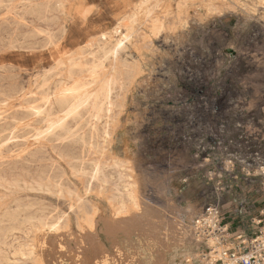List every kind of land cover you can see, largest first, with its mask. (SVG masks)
Instances as JSON below:
<instances>
[{
	"label": "rangeland",
	"instance_id": "obj_1",
	"mask_svg": "<svg viewBox=\"0 0 264 264\" xmlns=\"http://www.w3.org/2000/svg\"><path fill=\"white\" fill-rule=\"evenodd\" d=\"M149 1L0 0V56L5 59L0 65V86L23 87L6 107L0 103V125L13 112L42 105V92L55 84L33 82L50 67L46 61L50 51L37 64L30 59L14 63L18 60L14 52L25 50L9 46L11 35L6 28L12 21L31 23L25 30L52 31L56 52L63 55L65 64L74 43L84 39L83 45L89 44L88 33L111 31L118 21L124 28L134 25L137 32L129 53L138 65L105 152L98 146L77 148L86 166L102 155L109 163L121 161L126 174L123 187L130 185L137 205L126 199L121 211L109 192L95 188L86 194L80 160L73 167L62 160L63 169L56 171L65 170L69 178L65 182L70 181L79 196L94 204L88 215L71 214L64 198L57 200L41 191L19 193L1 184L0 203L8 202L12 211L20 204L25 210L22 218L51 216L68 221L70 226L55 241L73 260L80 254L96 264L99 253L104 257L107 250L120 264H210L209 256L204 257L207 245L194 226L200 209L214 198L213 167L217 162L240 161L245 155L253 163L255 151L264 155V0H151L159 4L148 17ZM28 3L49 5L47 19H22ZM89 6L92 11L85 20ZM136 13L138 19L132 20ZM49 100L50 96L44 102ZM31 124V118H24L13 127L21 138L14 142L34 134ZM3 134L0 141L7 137ZM44 147L55 159L52 143L45 142ZM16 149L18 153L20 147ZM9 160L1 157L0 164L7 166ZM5 211H0V220ZM40 235L30 223L8 236L0 230V264H7L4 254L11 263L31 262L30 252Z\"/></svg>",
	"mask_w": 264,
	"mask_h": 264
},
{
	"label": "bare ground",
	"instance_id": "obj_2",
	"mask_svg": "<svg viewBox=\"0 0 264 264\" xmlns=\"http://www.w3.org/2000/svg\"><path fill=\"white\" fill-rule=\"evenodd\" d=\"M27 1L30 2V0ZM150 1L148 3L151 4L146 6L148 17L159 4V2L152 4L155 0ZM49 7V5L47 7L43 4L33 5L30 3L27 6V11L22 13L21 17L26 19L34 16L37 20H45L50 11ZM91 11L90 6L85 9V20ZM138 15L134 14L131 17L132 20H135ZM84 19H80L81 22ZM16 25H19L18 29H16ZM25 26L32 25L31 23L27 24V21H12L6 28L11 35L8 39L9 46L25 50L21 53L14 52L18 56V60H13L14 63L23 64L25 60L30 59L37 64L39 60L46 57L44 52L50 51L46 57L50 67L42 70L33 82L38 84L51 81L55 84L49 86L47 91L42 92L39 97L43 98L42 105L32 104L26 110L16 111L10 116L4 117L6 122L0 125V135L7 133V137L0 141V156L9 157L10 160L7 162V166L0 164V184L7 189L14 187V191L19 193L32 190L41 191L42 194H47L57 200L64 198L71 214L88 215L94 210V204L91 205L90 199L79 196L77 191L72 189L70 181L65 182L64 179L69 180L65 177V170L62 173L56 171L57 168L63 169L64 162L73 167L74 161L80 160V171L87 182L86 194H90L95 188L104 194L109 192L110 200L118 202L121 211L125 208L126 199L132 200L137 205V199L129 188L130 185L124 182L125 186L123 187L126 174L123 173L124 167L121 161L114 160L109 163L107 160H103L105 157L102 159V155L100 160L86 166L83 163L85 157L77 155L79 147L87 149V147L98 146L102 151L106 150L105 146L114 132L113 123L117 117L119 118L125 106L127 89L133 83L137 73L138 65L135 60H131L129 53L130 43L137 29H134V25L124 28L122 21H118L111 31L88 33L89 44L83 45L84 39L74 43L72 53L69 54V63L65 64L61 59L63 55H60L59 51L56 52L58 43L52 31L43 27L25 30ZM92 36H96V38L93 39ZM4 62L5 59L0 56V65ZM64 74L67 76L64 77ZM11 76L14 77V75ZM22 89L21 85L15 84L0 86V103H5L4 107H6L9 99L14 98ZM49 96L51 100L45 103V98H49ZM24 118L32 119V124L28 126L33 127L34 134L26 140L23 137V141L14 142L21 138L16 136L13 127L22 123ZM45 142L52 143V148L56 153L55 159L44 147ZM14 147H20L18 153H16L17 149L13 150ZM47 158L53 159L55 162L49 165L45 163ZM74 198L76 201L72 202ZM17 207L18 210L12 211L13 206H10L8 202L0 203V211L6 210L0 220V230L8 236L30 223L41 234L38 236L39 239L36 238L38 240L36 248L30 252L31 262L25 261L22 264H92L90 257L82 256L80 258V254L78 259L73 260L68 256L67 251L62 250L61 243L55 241L56 238L58 239V234L70 226L68 221L62 220V218L55 219L51 216L38 219L36 217L37 220L31 216L22 218L25 210H21L20 204ZM105 252L107 253L104 257L102 256L103 252L99 253L96 257V264H120L113 252L108 253L107 250ZM2 258L7 261V264H16L10 262L8 254H4ZM188 260L191 261L190 258Z\"/></svg>",
	"mask_w": 264,
	"mask_h": 264
},
{
	"label": "built area",
	"instance_id": "obj_3",
	"mask_svg": "<svg viewBox=\"0 0 264 264\" xmlns=\"http://www.w3.org/2000/svg\"><path fill=\"white\" fill-rule=\"evenodd\" d=\"M253 160L213 167L214 198L194 227L214 264H264V155L255 151Z\"/></svg>",
	"mask_w": 264,
	"mask_h": 264
}]
</instances>
